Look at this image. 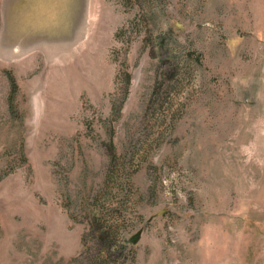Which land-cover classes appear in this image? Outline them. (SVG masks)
Masks as SVG:
<instances>
[{
	"label": "rangeland",
	"instance_id": "rangeland-1",
	"mask_svg": "<svg viewBox=\"0 0 264 264\" xmlns=\"http://www.w3.org/2000/svg\"><path fill=\"white\" fill-rule=\"evenodd\" d=\"M0 264H264V0H0Z\"/></svg>",
	"mask_w": 264,
	"mask_h": 264
},
{
	"label": "trees",
	"instance_id": "trees-1",
	"mask_svg": "<svg viewBox=\"0 0 264 264\" xmlns=\"http://www.w3.org/2000/svg\"><path fill=\"white\" fill-rule=\"evenodd\" d=\"M138 241H139V238L137 240H135L133 243L136 244V243H138Z\"/></svg>",
	"mask_w": 264,
	"mask_h": 264
}]
</instances>
